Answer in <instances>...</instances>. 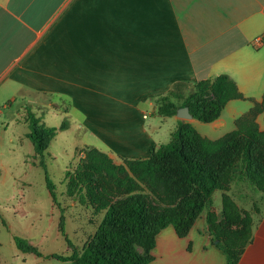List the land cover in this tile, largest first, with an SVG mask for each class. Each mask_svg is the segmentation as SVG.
Wrapping results in <instances>:
<instances>
[{"label": "crops", "instance_id": "obj_1", "mask_svg": "<svg viewBox=\"0 0 264 264\" xmlns=\"http://www.w3.org/2000/svg\"><path fill=\"white\" fill-rule=\"evenodd\" d=\"M222 74L237 84L242 100L252 107L263 102L264 0H0V156L5 147L15 151L16 143L28 138V131L17 134L15 127L28 124L14 109L26 97L23 93L37 95L40 109L42 96L59 97L66 85L85 90L84 105L100 115L106 106L109 120L124 122L114 127L115 133H128L127 121L148 119L147 106L157 113L161 97L172 93L179 102L197 82ZM233 102L208 123L213 131L225 127V111L235 118L232 130L237 128L236 120L247 112L237 111ZM47 104L61 108L59 102ZM28 106L35 109L32 104L23 107ZM162 117L175 120L171 134L183 120ZM195 120L183 121L194 125ZM160 123L143 124L141 137H130L150 142L139 151L140 145L129 141V148L138 151L130 157L146 158ZM225 134L201 135L218 139ZM104 152L110 155L112 150ZM69 197L104 218L105 212L94 213L80 198ZM91 221L98 229L99 219ZM207 228L206 213L184 237L171 225L164 228L149 264H227ZM30 264L73 263L47 257ZM238 264H264V211Z\"/></svg>", "mask_w": 264, "mask_h": 264}, {"label": "trees", "instance_id": "obj_2", "mask_svg": "<svg viewBox=\"0 0 264 264\" xmlns=\"http://www.w3.org/2000/svg\"><path fill=\"white\" fill-rule=\"evenodd\" d=\"M172 95L158 100L159 115L175 116L179 108L187 106L194 119L205 123L219 118L230 101L244 98L237 84L225 74L197 82L179 102L173 101ZM263 109L264 99L236 120V129L218 139L202 136L191 122L182 120L170 140L161 143L151 156L124 158L120 164L97 147H85L81 167L75 173L68 171L66 174L67 191L71 197L79 194L82 204L93 206L99 213L105 212L104 218L82 249L75 248L66 237L72 252L47 257L73 264H149L154 259L151 251L161 230L171 225L180 237H184L207 209L206 221L213 241L218 240L216 246L226 254L227 264H238L252 241L253 226L249 219L237 224L236 216L227 210L226 196L223 202L228 226L217 225L210 213L212 195L216 190H225L234 180L248 182L264 191V161L261 159L264 130L256 121ZM26 121L30 127L27 137L33 142L36 154L44 158L58 129L44 124L29 107ZM67 127L64 122L60 129ZM41 165L46 170L44 160ZM171 174L188 188L189 193L176 207L151 211L147 203L148 192L159 190L162 179ZM105 179L124 190L128 197L120 204L111 202L103 194L99 197L93 182ZM47 182L57 203L55 185L48 174ZM61 221L62 232L66 235L64 217ZM235 224L239 229L233 227ZM15 242L22 252L43 256L24 238L16 236Z\"/></svg>", "mask_w": 264, "mask_h": 264}, {"label": "rangeland", "instance_id": "obj_3", "mask_svg": "<svg viewBox=\"0 0 264 264\" xmlns=\"http://www.w3.org/2000/svg\"><path fill=\"white\" fill-rule=\"evenodd\" d=\"M60 93L59 97L56 94L51 95L52 100H47L42 96L41 100L44 104H40V109H38L39 104L37 106L36 103L39 97L34 94L23 93L22 95L26 97H20L14 104V109H19L25 119L27 107L23 106L32 104L34 110L28 107L36 112L34 113L42 119L44 124L56 127L58 132L50 141L44 158L36 154L33 142L28 138L22 143L18 141L15 151L5 147L6 149L0 156V164L3 163L0 166V264H30L31 261L41 258L47 259L49 254L67 255L72 252V249L66 237L75 248L82 249L95 235L97 224L91 220L94 218L101 222L103 216H94L92 209L83 207L78 202L74 203L67 191L66 174L68 171L75 173L81 167L85 157V147L93 146L103 151L112 150L110 157L120 164L124 159V155L120 152L127 155L138 153L134 151V146L131 145L129 148V141L135 142V145L139 144L140 146L136 145L139 151H141L140 147L145 146L146 143L150 144L148 140L134 141L130 138L131 136L141 137L140 129L143 124L150 125L161 121L157 133H152L155 136V145L148 146L150 148L146 158L159 147L156 141L165 143L171 138L175 120L153 113V108L150 106L145 109L149 115L148 119L144 120L141 116H135L127 121L128 133H115L116 128L114 127L116 125L122 127L124 122L117 123L109 120L112 116H108L106 106H103L104 114L101 113V115L98 109L89 110L87 103L85 105L83 103L87 91L80 92L66 85ZM48 101L59 102L61 108L52 107L47 104ZM233 101L232 105L236 107V110L243 113L248 112L252 107L247 100ZM75 102L83 104L76 108L73 105ZM223 116L227 123L225 127L217 131H213L210 124L197 119L194 121V126L201 134L212 133L213 138L219 137L235 127V118L228 111L223 112ZM256 121L264 130V109L256 116ZM64 122H67L68 127L60 129ZM15 127L17 134L30 130L29 124L17 123ZM125 135L129 137L125 138ZM129 158L135 157L129 156ZM261 159L264 161V147L261 149ZM42 160L46 164V170L41 165ZM47 174L55 185L57 204L54 203L49 190ZM162 181L159 190L148 192L147 203L153 212L178 206L183 197L189 193L188 188L175 175H167ZM93 183L99 192V197L103 194L111 202L120 204L128 197L124 190L114 186L107 179L95 180ZM224 196L228 199L227 210L236 216L237 224L249 219L254 230L264 211V191L239 180H234L225 190H216L212 195L213 204L210 213L217 225L227 227L224 215ZM75 197L80 198L79 194ZM91 207L94 209L93 206ZM94 211V213L98 212L95 209ZM207 212L206 209L203 213L207 214ZM62 217H64L63 228L66 235L61 229ZM237 224L233 226L236 230L239 229ZM200 226L201 229L202 226ZM16 236L24 238L37 247L43 256L22 252L16 245ZM138 249L143 250L141 247Z\"/></svg>", "mask_w": 264, "mask_h": 264}, {"label": "water", "instance_id": "obj_4", "mask_svg": "<svg viewBox=\"0 0 264 264\" xmlns=\"http://www.w3.org/2000/svg\"><path fill=\"white\" fill-rule=\"evenodd\" d=\"M176 115L183 120H192L194 118L189 107L187 106L179 108Z\"/></svg>", "mask_w": 264, "mask_h": 264}]
</instances>
